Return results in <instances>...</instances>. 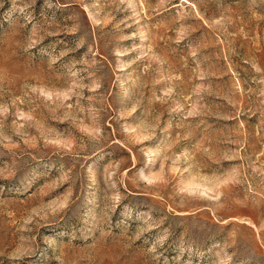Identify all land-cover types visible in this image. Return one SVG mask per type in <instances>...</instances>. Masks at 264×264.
I'll return each instance as SVG.
<instances>
[{"label":"rangeland","instance_id":"obj_1","mask_svg":"<svg viewBox=\"0 0 264 264\" xmlns=\"http://www.w3.org/2000/svg\"><path fill=\"white\" fill-rule=\"evenodd\" d=\"M0 264H264V0H0Z\"/></svg>","mask_w":264,"mask_h":264}]
</instances>
